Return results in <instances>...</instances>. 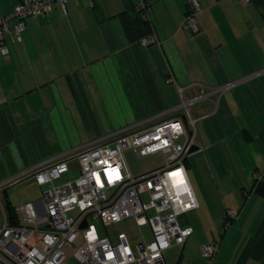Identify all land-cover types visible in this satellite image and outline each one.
<instances>
[{"label":"crops","instance_id":"crops-1","mask_svg":"<svg viewBox=\"0 0 264 264\" xmlns=\"http://www.w3.org/2000/svg\"><path fill=\"white\" fill-rule=\"evenodd\" d=\"M21 1L0 0V13ZM194 1L198 33L182 26ZM24 23L0 53L2 227V194L30 183L43 197L39 171L59 165L74 180L82 153L182 120L183 101L200 98L185 162L199 206L179 218L193 234L171 247L176 264H208V245L213 264H264V0H66Z\"/></svg>","mask_w":264,"mask_h":264},{"label":"built area","instance_id":"built-area-1","mask_svg":"<svg viewBox=\"0 0 264 264\" xmlns=\"http://www.w3.org/2000/svg\"><path fill=\"white\" fill-rule=\"evenodd\" d=\"M239 1L243 5L250 2ZM55 3L65 10L66 0H22L11 14L0 13V53L8 57L6 37L21 40L25 20L49 14ZM198 10L194 1L182 24L184 29L200 32ZM157 42L155 34L139 43L149 46ZM230 88L232 84L223 89ZM198 100L183 101L186 124L181 119L163 121L122 136L112 145L82 153L79 176L74 180L56 184L62 176L59 165L36 173V184L48 188L41 201L24 204L0 229V264H167L165 252L173 244L184 245L193 234L190 226L180 225V216L199 206L185 166L195 148V121L188 108ZM129 148L138 157L162 152L164 165L133 177L125 159ZM236 215L227 212L225 227ZM127 220L137 225L147 222L152 241L133 245L124 232L112 237L107 228ZM83 224L86 228L81 229ZM78 240L80 246L66 261L64 248ZM202 249L208 264H213L218 245Z\"/></svg>","mask_w":264,"mask_h":264},{"label":"rangeland","instance_id":"rangeland-1","mask_svg":"<svg viewBox=\"0 0 264 264\" xmlns=\"http://www.w3.org/2000/svg\"><path fill=\"white\" fill-rule=\"evenodd\" d=\"M125 159H126L127 167L130 173L132 174V176L138 177L162 165L164 163L165 156L162 152H158L147 155L145 157H138L136 155L135 150L133 148H129L125 152ZM71 178L72 176H68L67 179L63 178L59 180L56 184H63L65 182L73 180ZM47 188L48 186L42 187L43 192ZM7 195L9 201L11 202L13 211L15 212V214H18L19 210L26 202L35 201L42 198V191L39 188L31 185L30 183H24L18 189H10ZM2 199L4 200L3 194H2ZM2 219H3V215L0 212V229L2 227ZM107 229L109 233L112 235V237H116L117 234L120 232L126 233L130 237L131 243L133 245L134 243L141 242L142 239H145L144 241L146 243H150L152 241V232L147 222H142L140 226H137L135 221L127 220L115 224L111 227H108ZM80 244H81V240H78L75 245H66V247L64 248L66 261L71 259V256L74 254L75 250L80 246ZM176 254H177L176 248H171L170 250L165 252V258L167 261L168 259L171 258V262H173V264H176L178 259ZM134 264H139V263L136 262Z\"/></svg>","mask_w":264,"mask_h":264},{"label":"water","instance_id":"water-1","mask_svg":"<svg viewBox=\"0 0 264 264\" xmlns=\"http://www.w3.org/2000/svg\"><path fill=\"white\" fill-rule=\"evenodd\" d=\"M182 121L186 124V118H185V117L182 119ZM195 151H196V150H195V148H194L193 153H194ZM262 185H263V187H264V180H263ZM4 201H5V204H6V206H7L8 212H9V214H10L11 202L9 201V199H8V195H6V193H4ZM10 220H12V216H10ZM84 228H86V224H83V225L81 226V229H84Z\"/></svg>","mask_w":264,"mask_h":264},{"label":"trees","instance_id":"trees-1","mask_svg":"<svg viewBox=\"0 0 264 264\" xmlns=\"http://www.w3.org/2000/svg\"><path fill=\"white\" fill-rule=\"evenodd\" d=\"M146 8V7H145ZM261 187H260V189L261 190H263L262 189V185H260ZM10 216H15V212L13 211V208H12V206L10 207V214H9Z\"/></svg>","mask_w":264,"mask_h":264}]
</instances>
